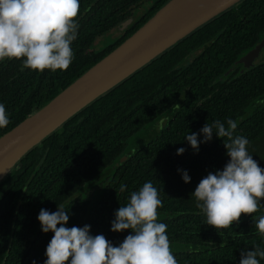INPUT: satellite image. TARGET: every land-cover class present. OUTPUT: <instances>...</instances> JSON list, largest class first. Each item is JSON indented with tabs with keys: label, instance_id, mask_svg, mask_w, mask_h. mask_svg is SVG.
I'll use <instances>...</instances> for the list:
<instances>
[{
	"label": "trees",
	"instance_id": "obj_1",
	"mask_svg": "<svg viewBox=\"0 0 264 264\" xmlns=\"http://www.w3.org/2000/svg\"><path fill=\"white\" fill-rule=\"evenodd\" d=\"M169 0H79L74 59L66 71L43 73L19 60L0 62V104L10 123L0 137L45 106L139 29ZM136 11H139V13ZM131 20L122 31L119 25ZM117 29L100 49L95 40ZM264 39V0H242L136 71L70 118L29 151L0 183V264H45L52 233H43L41 209L62 205L66 227L90 226L119 246L130 230L111 231L115 212L151 181L163 207L178 264H240L241 252L264 248L253 216L228 229L208 226L192 195L201 179L228 163L215 134L194 151L185 137L206 123L236 120L234 136L264 169V60L237 64ZM195 53L190 59L189 56ZM179 105V106H178ZM203 141L202 134L198 136ZM184 148L182 155L177 150ZM181 170V171H178ZM182 171L190 182L182 179ZM121 185L125 190L121 191ZM264 264V260H261Z\"/></svg>",
	"mask_w": 264,
	"mask_h": 264
},
{
	"label": "clouds",
	"instance_id": "obj_2",
	"mask_svg": "<svg viewBox=\"0 0 264 264\" xmlns=\"http://www.w3.org/2000/svg\"><path fill=\"white\" fill-rule=\"evenodd\" d=\"M79 9V0H0V62L19 60L23 68L40 73L68 70L74 59L71 45L78 35ZM9 123L6 108L0 104V128ZM237 127V121L231 118L226 122L216 120L206 123L200 133L185 137L198 152L199 144L211 141L215 134L223 140L230 158L222 171L210 172L201 179L192 194L207 225L216 230L232 227L242 215L253 216L264 201V169L249 154V140L234 136ZM200 134L203 141L198 140ZM184 151L179 148L177 155ZM182 179L190 182L186 171H182ZM125 187L121 185L120 190ZM162 207L151 181L132 192L127 204L115 212L111 225L113 232L132 233L119 246H113L104 235H90L89 225L66 227L69 215L62 205L55 212L41 209V230L53 234L45 264H178L167 225L158 222V209ZM254 219L258 234L264 236V215ZM261 260L264 248L256 246L241 252L240 264H261Z\"/></svg>",
	"mask_w": 264,
	"mask_h": 264
},
{
	"label": "water",
	"instance_id": "obj_3",
	"mask_svg": "<svg viewBox=\"0 0 264 264\" xmlns=\"http://www.w3.org/2000/svg\"><path fill=\"white\" fill-rule=\"evenodd\" d=\"M242 0H169L131 36L45 106L0 137V183L45 138L193 31ZM131 20L119 25L124 30ZM264 39L237 64L254 66Z\"/></svg>",
	"mask_w": 264,
	"mask_h": 264
},
{
	"label": "rangeland",
	"instance_id": "obj_4",
	"mask_svg": "<svg viewBox=\"0 0 264 264\" xmlns=\"http://www.w3.org/2000/svg\"><path fill=\"white\" fill-rule=\"evenodd\" d=\"M137 12L139 13V11H136V13H137ZM116 34H117V29H114V30L108 32L107 34H105V35H103V36L97 38V39L95 40L94 44H93V48H94V49H100V48H102L105 44H107L108 42L112 41V40L115 38ZM193 55H195V53H192V54L189 56V59H190ZM262 60H264V49L262 50V53H261L259 59H257L256 63H257V62H260V61H262Z\"/></svg>",
	"mask_w": 264,
	"mask_h": 264
},
{
	"label": "flooded vegetation",
	"instance_id": "obj_5",
	"mask_svg": "<svg viewBox=\"0 0 264 264\" xmlns=\"http://www.w3.org/2000/svg\"><path fill=\"white\" fill-rule=\"evenodd\" d=\"M262 53V52H261ZM261 55V54H260ZM259 59V58H258ZM257 61V60H256ZM256 61H255V63H256Z\"/></svg>",
	"mask_w": 264,
	"mask_h": 264
}]
</instances>
